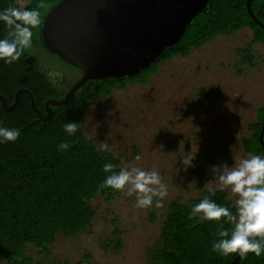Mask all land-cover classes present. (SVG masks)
<instances>
[{
    "label": "trees",
    "instance_id": "1",
    "mask_svg": "<svg viewBox=\"0 0 264 264\" xmlns=\"http://www.w3.org/2000/svg\"><path fill=\"white\" fill-rule=\"evenodd\" d=\"M62 1L28 0L26 7L41 14L40 25L32 29L31 47L26 48L20 60L11 65L0 60V96L7 99L9 106L15 103L17 92L26 89L33 94L40 112L47 115L46 102L61 100L68 93L60 90L56 76L48 77L50 71L42 69L36 56L40 49L58 58L47 50L43 42L42 25L49 11ZM15 4L16 0H0V11ZM247 4L248 0H212L188 27L180 43L168 49L153 67L134 69L137 74L130 73L122 79L88 82L69 104L52 107L50 120L41 121L38 118L26 94L21 95L18 107L12 112H5L0 102V126L16 128L21 133L15 142H0V264H71L51 262V250L58 239H76L89 233L97 215L92 203L99 199L111 203L120 197L119 190L99 188L109 175L103 170L104 164L113 163L115 170L119 171L121 161L108 151L98 150L94 141L86 138L81 129L85 110L131 84L146 85L159 68L172 59L187 58L217 37L234 36L243 29L253 33V41L238 49L236 55L242 64L255 69L253 47L257 44L264 46V29L250 16ZM251 10L257 21L264 25V0H253ZM6 35V25L0 21V39ZM77 71L82 77V72ZM200 95L205 101H220L222 98L218 90H202ZM67 122L80 123L75 135L64 131L63 125ZM263 123L264 105L258 110L255 123L249 125L250 136L242 140L245 154L264 157V145L260 142ZM62 142L72 146L67 151H61L57 146ZM137 155H133L134 159ZM196 159L206 160L208 165L215 164L211 153L199 154ZM205 172V166L192 168L198 189L205 185ZM205 196L236 212L225 190L217 189L213 195L204 189L199 199L188 204L172 201L166 207L160 238L149 250L148 264H233L239 258L238 253L223 256L212 251V242L218 239L219 223H223L229 231L233 227L226 218L221 222L204 221L198 217L189 219L192 206ZM150 218L152 223L157 222L155 213H151ZM112 227L114 240L104 245V249L121 252L123 233L116 221H112ZM30 246L45 257L44 262H36L28 256ZM78 264H93L91 255H85ZM236 264H264V253L259 257L249 253Z\"/></svg>",
    "mask_w": 264,
    "mask_h": 264
},
{
    "label": "rangeland",
    "instance_id": "2",
    "mask_svg": "<svg viewBox=\"0 0 264 264\" xmlns=\"http://www.w3.org/2000/svg\"><path fill=\"white\" fill-rule=\"evenodd\" d=\"M24 3L26 6L28 0ZM252 41L249 29L220 37L187 58L176 57L158 67L159 72L146 85L131 84L85 110L81 129L86 138L97 148L106 141L111 149L108 152L121 161V167L133 164L158 171L169 195L163 208H137L135 194L127 196L121 191L114 202L94 201L97 215L92 229L76 239L59 238L51 250V262L78 264L89 254L93 264H148L149 250L161 235L167 205L175 200L188 204L199 199L204 189L216 187L213 165L197 161L196 156L211 153L214 165L227 163L229 167L248 157L242 140L250 136L249 125L255 123L264 105V46L253 47L255 69L242 64L236 51ZM36 56L45 72L57 73L63 93L81 78L77 70L40 49ZM202 90H218L222 98L205 101ZM135 153L141 157L139 161L134 159ZM189 153L196 155L194 166L185 168L182 158ZM195 166L206 168L202 189H198L192 173ZM225 191L234 204L236 197L230 189ZM151 213L156 214V223L151 222ZM112 221L123 233L121 252L104 249L114 240ZM28 256L36 262L45 261L32 246Z\"/></svg>",
    "mask_w": 264,
    "mask_h": 264
},
{
    "label": "water",
    "instance_id": "3",
    "mask_svg": "<svg viewBox=\"0 0 264 264\" xmlns=\"http://www.w3.org/2000/svg\"><path fill=\"white\" fill-rule=\"evenodd\" d=\"M212 0H63L46 15L42 25L47 50L82 72L61 100H48L47 115L37 108L33 94L21 89L15 103L0 96L5 112L14 111L22 94L41 121L50 120L52 107L69 104L91 81L122 79L134 69L147 70L160 61L168 49L178 45L188 27ZM253 0H248L250 16ZM264 123L260 142L264 145ZM258 239V237L256 238ZM239 258L233 263L236 264Z\"/></svg>",
    "mask_w": 264,
    "mask_h": 264
},
{
    "label": "clouds",
    "instance_id": "4",
    "mask_svg": "<svg viewBox=\"0 0 264 264\" xmlns=\"http://www.w3.org/2000/svg\"><path fill=\"white\" fill-rule=\"evenodd\" d=\"M0 21L7 28L6 37L0 39V60L11 65L20 60L26 48L31 47L32 29L40 25L41 14L36 9L29 10L24 0H16L15 5L0 11ZM47 75L53 78L57 73L51 71ZM79 127L80 123L77 122L63 125L64 131L69 135H75ZM20 134L19 129L0 126V142H15ZM240 137L241 132H238L236 139L239 141ZM71 146L68 142H62L57 147L61 151H67ZM98 150L111 151L106 141L98 145ZM195 156L189 153L182 158L185 168L194 166ZM140 159L139 155L135 157L136 161ZM115 169L116 165L113 163L104 164L103 170L109 175L99 188H112L127 196L135 194L137 208L148 209L153 205L156 208L164 207L163 201L168 197L169 191L158 171L144 170L133 164L123 166L119 171ZM211 171L217 183L215 188H209L208 191L214 195L217 189H230L236 197V212L233 213L228 207L205 196L192 206L189 219L198 217L204 221L221 222L226 218L233 225L229 231L224 228L223 223H219L216 232L218 239L212 242L213 252L223 256L238 253L242 259L249 253L261 256L264 253V157L249 153L247 158L235 161L231 167L227 163L213 165Z\"/></svg>",
    "mask_w": 264,
    "mask_h": 264
},
{
    "label": "crops",
    "instance_id": "5",
    "mask_svg": "<svg viewBox=\"0 0 264 264\" xmlns=\"http://www.w3.org/2000/svg\"><path fill=\"white\" fill-rule=\"evenodd\" d=\"M220 37L223 38V37H226V36H219V37H217L216 39H218V38H220ZM230 37H231V36H230ZM216 39H215V40H216ZM212 42H213V41H212ZM212 42H210V43H212ZM210 43L207 44L206 46H204L202 49L206 48L208 45H210ZM202 49H201V50H202ZM201 50H198V52L201 51ZM193 52H196V51H193ZM193 52H192V53H193ZM192 53H191V54H192Z\"/></svg>",
    "mask_w": 264,
    "mask_h": 264
}]
</instances>
